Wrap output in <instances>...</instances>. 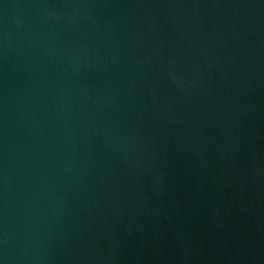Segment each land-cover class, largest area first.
<instances>
[{
  "label": "water",
  "instance_id": "obj_1",
  "mask_svg": "<svg viewBox=\"0 0 264 264\" xmlns=\"http://www.w3.org/2000/svg\"><path fill=\"white\" fill-rule=\"evenodd\" d=\"M0 264H264V0H0Z\"/></svg>",
  "mask_w": 264,
  "mask_h": 264
}]
</instances>
